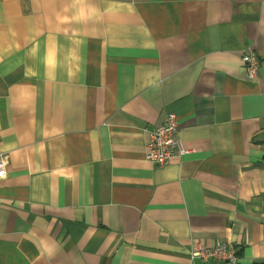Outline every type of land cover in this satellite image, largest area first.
Instances as JSON below:
<instances>
[{
	"label": "crops",
	"instance_id": "0c3cea01",
	"mask_svg": "<svg viewBox=\"0 0 264 264\" xmlns=\"http://www.w3.org/2000/svg\"><path fill=\"white\" fill-rule=\"evenodd\" d=\"M0 152V264L264 261V0H0Z\"/></svg>",
	"mask_w": 264,
	"mask_h": 264
},
{
	"label": "built area",
	"instance_id": "2783aa9c",
	"mask_svg": "<svg viewBox=\"0 0 264 264\" xmlns=\"http://www.w3.org/2000/svg\"><path fill=\"white\" fill-rule=\"evenodd\" d=\"M242 62L249 78H255L261 66V56L258 52L249 50L242 56ZM178 120L173 113L165 116L162 125L148 130L149 139L146 144L147 159L154 164L163 166L173 158L188 153L178 138ZM8 173L6 156L0 152V178ZM192 259H217L219 261L238 264L239 257L234 245L226 241H218L215 245H201L191 250Z\"/></svg>",
	"mask_w": 264,
	"mask_h": 264
},
{
	"label": "trees",
	"instance_id": "16d2710c",
	"mask_svg": "<svg viewBox=\"0 0 264 264\" xmlns=\"http://www.w3.org/2000/svg\"><path fill=\"white\" fill-rule=\"evenodd\" d=\"M263 161H264V157H263ZM253 264H264V261H262V262H256V263H253Z\"/></svg>",
	"mask_w": 264,
	"mask_h": 264
}]
</instances>
